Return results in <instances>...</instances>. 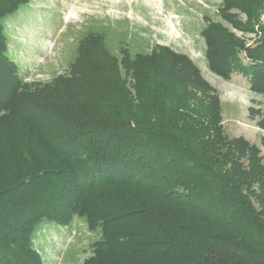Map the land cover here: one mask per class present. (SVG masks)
I'll return each instance as SVG.
<instances>
[{"label": "rangeland", "instance_id": "1", "mask_svg": "<svg viewBox=\"0 0 264 264\" xmlns=\"http://www.w3.org/2000/svg\"><path fill=\"white\" fill-rule=\"evenodd\" d=\"M250 5L255 9L247 14L225 8L222 0H29L2 16L5 55L13 62V73L0 62L5 95L0 104V191L68 169L79 159L63 158L61 147L70 137L86 143L93 124L104 119L110 125L130 119L148 123L183 142L194 131L187 122L183 130H175L179 113L214 114L230 138H245L264 156V130L259 127L260 122L264 127V95L252 92L242 75L234 73L226 81L214 73L202 36L203 29L215 24L242 48L257 47L264 41V0H248ZM89 33L104 41L99 37L93 46L89 39L81 44ZM161 49L189 58L220 106H211V98L188 100L183 91L189 85L180 81L191 74L189 69L178 59L174 75L166 74L173 60ZM75 157L83 158L79 152ZM14 204L7 212L13 213ZM89 205L101 208L96 200ZM99 236L80 219L66 228L43 221L34 233L22 227L15 233L17 243L41 255L43 264L86 263Z\"/></svg>", "mask_w": 264, "mask_h": 264}, {"label": "trees", "instance_id": "2", "mask_svg": "<svg viewBox=\"0 0 264 264\" xmlns=\"http://www.w3.org/2000/svg\"><path fill=\"white\" fill-rule=\"evenodd\" d=\"M28 1L0 0V19ZM222 2L225 8L241 13L255 9L248 7V0ZM255 4L262 8L261 3ZM202 36L208 67L214 73L226 81L234 73L242 75L252 92L264 95V41L244 49L215 24L203 29ZM99 37L104 41L102 35L89 33L81 44L89 39L93 46ZM5 43L0 23V62L12 68ZM229 45L231 50L226 51ZM161 51L173 60L166 74L174 75L178 59L189 69L191 74L180 81L181 86L189 85L183 91L188 100L203 103L211 98V106H220L219 97L210 95L212 87L201 80L189 58L169 49ZM3 100L0 88V104H5ZM186 122L194 134L183 142L177 135L134 119L113 125L105 119L95 122L86 143L70 137L61 154L78 162L0 191V264H43L41 255L17 243L15 233L18 236L21 227L34 233L43 221L66 228L75 219L100 235L84 264H264V156L260 148L243 137L230 138L214 114L181 112L175 130H183ZM77 152L83 158L75 157ZM8 198L25 203L14 204ZM94 200L100 209L87 207ZM12 204L15 210L7 212Z\"/></svg>", "mask_w": 264, "mask_h": 264}]
</instances>
